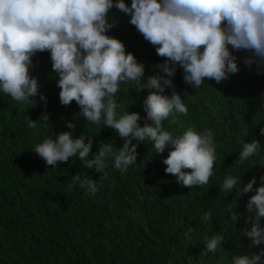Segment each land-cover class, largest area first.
Segmentation results:
<instances>
[{"label":"clouds","instance_id":"1","mask_svg":"<svg viewBox=\"0 0 264 264\" xmlns=\"http://www.w3.org/2000/svg\"><path fill=\"white\" fill-rule=\"evenodd\" d=\"M113 8L129 15L130 23L163 58L154 73L146 74L145 63L111 34L116 26ZM40 52L49 53L59 102L69 106L74 101L86 127H110L123 140L118 148L110 140H100L93 152V136L62 130L34 143L30 149L51 167L76 157L84 168L101 174L97 180L76 173L68 181L69 190L78 187L95 196L109 179L110 166L124 174L137 164L143 141H150L158 153L168 150L163 160L166 173L191 189L207 185L213 176L217 143L209 127L191 126L179 135L165 127L170 117L174 121L189 113L183 98L188 92L178 91L174 78L179 69L192 89L206 80L221 83L240 70L239 52L247 53V67L254 65L257 74H264V0H131L130 4L128 0H0V94L30 107L47 103L40 78L33 73L34 57ZM133 88L148 91L142 101L143 116L119 102L118 93ZM25 123L29 129L39 128L38 120L28 117ZM75 127L67 122L68 129ZM259 135L264 136V127ZM238 151L235 163L241 170L225 175L218 186L226 196L235 190L236 198L255 192L245 206L249 226L241 229L251 248L264 244V175L254 188L258 178L245 183L242 173L251 159L264 160V145L254 138L244 141ZM236 207L237 199L227 209L234 225L243 215ZM211 217L212 209L203 211L201 222ZM192 232L191 228L185 232L188 244ZM224 242L222 233L206 234L201 254H216ZM187 260L191 264L192 257ZM215 264H264V248L233 254L230 260L220 255Z\"/></svg>","mask_w":264,"mask_h":264},{"label":"trees","instance_id":"2","mask_svg":"<svg viewBox=\"0 0 264 264\" xmlns=\"http://www.w3.org/2000/svg\"><path fill=\"white\" fill-rule=\"evenodd\" d=\"M112 17L116 26L111 34L145 63L146 74L154 73V66L163 59L155 47L130 23L129 15L113 8ZM237 55L240 70L221 83L206 80L192 89L179 69L174 78L177 90L188 92L183 98L189 113L179 114L174 121L170 117L165 127L176 135L191 126L215 132L216 161L207 185L182 187L165 171L168 150L158 153L150 141H143L137 164L124 174L110 166L109 179L90 196L78 187L69 190L67 184L76 173L98 180L101 174L94 168H84L76 157L51 167L30 148L62 130L93 136V152L100 140H110L115 148L123 140L110 127H86L74 101L69 106L59 102L49 53H37L33 73L40 78L47 103L30 107L0 94V264H188L187 257H192L191 264H215L220 255L230 260L233 254L264 248V244L249 248L251 241L241 235V229L249 226L246 202L255 192L236 198L235 190L226 196L218 186L225 175L241 170L235 161L244 141L255 138L264 145V136L259 135L264 127V74L244 64L247 53ZM147 94L133 88L118 93V98L125 109L130 105L129 111L143 116ZM28 117L38 120V130L27 127ZM68 121L75 129L67 128ZM257 163L264 160L251 159L242 173L245 183L258 178L254 188L264 175V164ZM236 199V211L243 215L234 225L227 209ZM209 209L212 217L202 223V212ZM189 228L193 229L190 244L185 239ZM214 232L225 236L224 244L216 254L202 255L204 236Z\"/></svg>","mask_w":264,"mask_h":264}]
</instances>
